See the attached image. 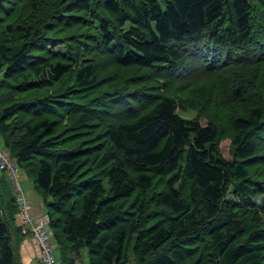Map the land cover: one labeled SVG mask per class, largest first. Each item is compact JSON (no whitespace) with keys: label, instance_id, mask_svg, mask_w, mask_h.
I'll return each instance as SVG.
<instances>
[{"label":"trees","instance_id":"1","mask_svg":"<svg viewBox=\"0 0 264 264\" xmlns=\"http://www.w3.org/2000/svg\"><path fill=\"white\" fill-rule=\"evenodd\" d=\"M0 140L62 264H264V0H0Z\"/></svg>","mask_w":264,"mask_h":264},{"label":"built area","instance_id":"2","mask_svg":"<svg viewBox=\"0 0 264 264\" xmlns=\"http://www.w3.org/2000/svg\"><path fill=\"white\" fill-rule=\"evenodd\" d=\"M0 170L4 171L15 190V200L18 205L19 230L23 236L32 238L38 246L41 264H62L54 255L57 250L52 232L49 229V219L46 214L34 217L31 205L18 180L19 170L9 152L2 147L0 140Z\"/></svg>","mask_w":264,"mask_h":264},{"label":"crops","instance_id":"3","mask_svg":"<svg viewBox=\"0 0 264 264\" xmlns=\"http://www.w3.org/2000/svg\"><path fill=\"white\" fill-rule=\"evenodd\" d=\"M33 192V195L29 198L33 216L37 217L46 214L42 200L34 190ZM13 243L16 264H41L37 244L32 238L23 236L19 231L18 214L15 216L13 224Z\"/></svg>","mask_w":264,"mask_h":264},{"label":"rangeland","instance_id":"4","mask_svg":"<svg viewBox=\"0 0 264 264\" xmlns=\"http://www.w3.org/2000/svg\"><path fill=\"white\" fill-rule=\"evenodd\" d=\"M56 50H60L62 52L65 51L64 47H58L56 48ZM177 113L185 118V119H189V120H193L195 118H197V115L194 111L192 110H181V109H177ZM199 123L202 126H205L207 124V121L204 118L199 119ZM220 154L221 156L225 159V160H230L231 159V154H230V139L226 138L224 140H222L220 142ZM18 180L20 182V185L22 187V190L26 196V199L28 200V202H30L29 198L31 197V195H33V186L32 183L25 179V177L23 176V174H21L20 172L18 173ZM54 255L56 256L57 259H59V251H55ZM83 259H84V264H89L88 263V257H87V253L84 252L83 253Z\"/></svg>","mask_w":264,"mask_h":264}]
</instances>
